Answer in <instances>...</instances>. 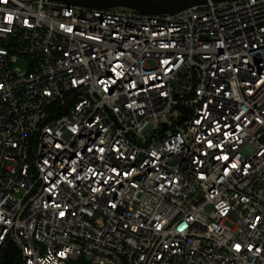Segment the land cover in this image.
I'll list each match as a JSON object with an SVG mask.
<instances>
[{
    "label": "built area",
    "instance_id": "obj_1",
    "mask_svg": "<svg viewBox=\"0 0 264 264\" xmlns=\"http://www.w3.org/2000/svg\"><path fill=\"white\" fill-rule=\"evenodd\" d=\"M10 243L19 264H264V0H0V263Z\"/></svg>",
    "mask_w": 264,
    "mask_h": 264
},
{
    "label": "water",
    "instance_id": "obj_2",
    "mask_svg": "<svg viewBox=\"0 0 264 264\" xmlns=\"http://www.w3.org/2000/svg\"><path fill=\"white\" fill-rule=\"evenodd\" d=\"M89 9L108 10L115 8L131 9L146 15H176L187 9L206 5L209 2L221 3L230 0H50ZM195 86V83H194ZM191 96V95H190ZM186 109V115L179 124L190 115ZM17 256V248L10 243L3 254L0 264H14Z\"/></svg>",
    "mask_w": 264,
    "mask_h": 264
},
{
    "label": "rangeland",
    "instance_id": "obj_3",
    "mask_svg": "<svg viewBox=\"0 0 264 264\" xmlns=\"http://www.w3.org/2000/svg\"><path fill=\"white\" fill-rule=\"evenodd\" d=\"M16 67L25 70V69H26V64H24V62L20 61V62L16 65Z\"/></svg>",
    "mask_w": 264,
    "mask_h": 264
},
{
    "label": "trees",
    "instance_id": "obj_4",
    "mask_svg": "<svg viewBox=\"0 0 264 264\" xmlns=\"http://www.w3.org/2000/svg\"><path fill=\"white\" fill-rule=\"evenodd\" d=\"M14 264H19L17 261Z\"/></svg>",
    "mask_w": 264,
    "mask_h": 264
}]
</instances>
